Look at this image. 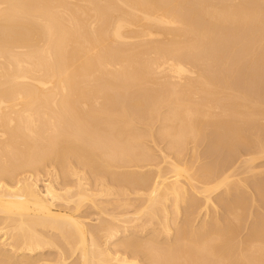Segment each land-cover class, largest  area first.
Wrapping results in <instances>:
<instances>
[{
    "label": "bare ground",
    "instance_id": "bare-ground-1",
    "mask_svg": "<svg viewBox=\"0 0 264 264\" xmlns=\"http://www.w3.org/2000/svg\"><path fill=\"white\" fill-rule=\"evenodd\" d=\"M0 264H264V0H0Z\"/></svg>",
    "mask_w": 264,
    "mask_h": 264
}]
</instances>
